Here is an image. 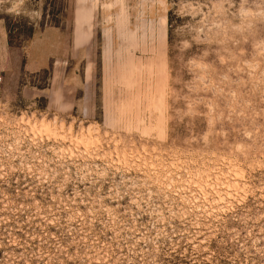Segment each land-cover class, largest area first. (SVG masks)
Masks as SVG:
<instances>
[{"label": "rangeland", "instance_id": "rangeland-1", "mask_svg": "<svg viewBox=\"0 0 264 264\" xmlns=\"http://www.w3.org/2000/svg\"><path fill=\"white\" fill-rule=\"evenodd\" d=\"M0 264H264V0H0Z\"/></svg>", "mask_w": 264, "mask_h": 264}, {"label": "crops", "instance_id": "crops-1", "mask_svg": "<svg viewBox=\"0 0 264 264\" xmlns=\"http://www.w3.org/2000/svg\"><path fill=\"white\" fill-rule=\"evenodd\" d=\"M56 31V30H55ZM55 39L52 41L39 40V47L41 48L40 52H34L32 58L29 59V64H31L35 69L45 68L49 61H52L53 58H57L60 54L59 50L63 45L61 38L58 39L57 32H54ZM70 46V45H69ZM44 48V51H43Z\"/></svg>", "mask_w": 264, "mask_h": 264}]
</instances>
